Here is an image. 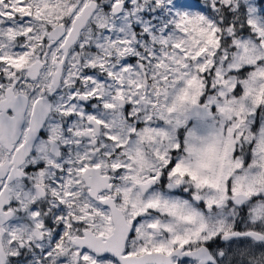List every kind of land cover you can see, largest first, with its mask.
<instances>
[{
    "label": "snow or ice",
    "instance_id": "obj_1",
    "mask_svg": "<svg viewBox=\"0 0 264 264\" xmlns=\"http://www.w3.org/2000/svg\"><path fill=\"white\" fill-rule=\"evenodd\" d=\"M0 264H264V2L0 0Z\"/></svg>",
    "mask_w": 264,
    "mask_h": 264
},
{
    "label": "trees",
    "instance_id": "obj_2",
    "mask_svg": "<svg viewBox=\"0 0 264 264\" xmlns=\"http://www.w3.org/2000/svg\"><path fill=\"white\" fill-rule=\"evenodd\" d=\"M261 2H264V0H261Z\"/></svg>",
    "mask_w": 264,
    "mask_h": 264
}]
</instances>
